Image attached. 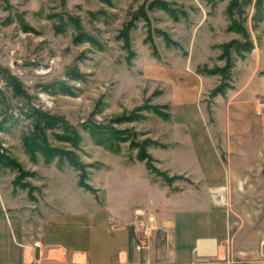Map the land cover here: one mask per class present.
<instances>
[{"label":"rangeland","instance_id":"1","mask_svg":"<svg viewBox=\"0 0 264 264\" xmlns=\"http://www.w3.org/2000/svg\"><path fill=\"white\" fill-rule=\"evenodd\" d=\"M261 97L264 0H0V246L17 220L141 202L133 177L181 178L176 111Z\"/></svg>","mask_w":264,"mask_h":264},{"label":"crops","instance_id":"2","mask_svg":"<svg viewBox=\"0 0 264 264\" xmlns=\"http://www.w3.org/2000/svg\"><path fill=\"white\" fill-rule=\"evenodd\" d=\"M257 100L228 102L223 119L209 124L196 106L194 120L175 110L170 169L181 178L167 184L137 173L144 199L125 211L79 207L42 220L36 232L16 218L4 232L0 264L28 257L31 264H264V110ZM135 218L157 228L141 249L129 225Z\"/></svg>","mask_w":264,"mask_h":264},{"label":"built area","instance_id":"3","mask_svg":"<svg viewBox=\"0 0 264 264\" xmlns=\"http://www.w3.org/2000/svg\"><path fill=\"white\" fill-rule=\"evenodd\" d=\"M257 109L259 111L264 110V97L257 100ZM133 237L136 240L135 247L138 249L147 246V243L151 240L156 228L150 220L146 218H135L129 223ZM31 256V254H30ZM32 260H30L31 262Z\"/></svg>","mask_w":264,"mask_h":264},{"label":"trees","instance_id":"4","mask_svg":"<svg viewBox=\"0 0 264 264\" xmlns=\"http://www.w3.org/2000/svg\"><path fill=\"white\" fill-rule=\"evenodd\" d=\"M241 47H243V46H241ZM245 47H247V48H245L244 50H246V49L249 50L250 49V44H248ZM236 53L239 54L240 56H242V53L240 52V49H238V48L236 49ZM25 144H26V147L27 148L29 147V148H31V149L36 150L37 152H39L46 162H51V161L55 160V158H58L61 163H66V164H69V165H71L73 167L78 168V163L75 162L72 154L69 153V152H67V151H65V152H59V151L53 152L52 151L53 149L46 150V148H42L43 146L42 147H38V146H34L32 143H30L28 141L26 142V139H25ZM58 153H64V155H60ZM3 157H2V154L0 152V163H5L4 165L5 166H8L9 164L7 162L9 160L6 157H5L6 160H4Z\"/></svg>","mask_w":264,"mask_h":264},{"label":"water","instance_id":"5","mask_svg":"<svg viewBox=\"0 0 264 264\" xmlns=\"http://www.w3.org/2000/svg\"><path fill=\"white\" fill-rule=\"evenodd\" d=\"M34 257L35 258H38V248L37 247L34 250Z\"/></svg>","mask_w":264,"mask_h":264}]
</instances>
